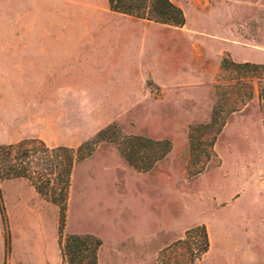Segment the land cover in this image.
Wrapping results in <instances>:
<instances>
[{"label": "rangeland", "instance_id": "obj_1", "mask_svg": "<svg viewBox=\"0 0 264 264\" xmlns=\"http://www.w3.org/2000/svg\"><path fill=\"white\" fill-rule=\"evenodd\" d=\"M171 1L182 27L109 0H0V144L77 148L118 127L76 165L62 234L60 207L30 181L0 183V264H63L69 234L101 239L99 264H189L175 245L200 225L210 248L197 264H264V63L222 72L235 62L227 43L262 58L264 0ZM217 106L221 118L239 110L216 135L220 121L202 127ZM120 134L171 151L140 171Z\"/></svg>", "mask_w": 264, "mask_h": 264}, {"label": "trees", "instance_id": "obj_2", "mask_svg": "<svg viewBox=\"0 0 264 264\" xmlns=\"http://www.w3.org/2000/svg\"><path fill=\"white\" fill-rule=\"evenodd\" d=\"M109 5L113 12L168 26L182 27L186 23L183 9L171 0H109ZM245 67L259 69L261 66L248 62L241 64L230 62L225 58L222 72H227L232 68L239 70ZM229 87L228 84L217 85L218 90L223 88L224 92ZM252 94L250 93L247 98H251ZM219 95H224V93L219 92ZM223 107H215L211 123L203 126V129L210 130L220 121L216 135L219 134L225 125L228 114L239 110L238 107H234L228 111L227 116L221 118L220 113L224 111ZM117 128V125H110L100 130L94 139L82 143L77 148L51 147L38 138L25 139L13 144H0V183L13 179L30 181L42 197L60 207L59 231L62 234L76 165L93 154L97 142L109 140L107 135ZM113 142L116 143L121 155L131 166L145 172L151 170L171 151L169 140H153L138 135L120 134L118 140H113ZM191 145H193V149L196 148L192 137ZM0 200H2L1 193ZM102 244L101 239L92 234H69L62 244L63 264H82L84 262L99 264L98 253ZM175 246L177 249L185 246L190 253L189 264H197V261L210 248L207 228L200 225L188 229L185 238L180 239Z\"/></svg>", "mask_w": 264, "mask_h": 264}, {"label": "crops", "instance_id": "obj_3", "mask_svg": "<svg viewBox=\"0 0 264 264\" xmlns=\"http://www.w3.org/2000/svg\"><path fill=\"white\" fill-rule=\"evenodd\" d=\"M228 45H232V48H233V50L234 51H231V49H230V51L231 52H234V53H232V56L234 57V59H235V62L238 60V61H240V62H253V63H264V50H262V49H257V48H252V50L253 51H256V52H259V53H263L262 54V58H245V56H243V55H241V50L239 51L237 48H236V46H239V45H237V44H231V43H227ZM246 49V48H245ZM46 53H47V55L49 54V46L47 47V50H46ZM242 57V58H241Z\"/></svg>", "mask_w": 264, "mask_h": 264}]
</instances>
